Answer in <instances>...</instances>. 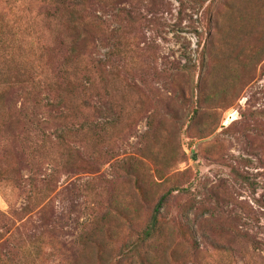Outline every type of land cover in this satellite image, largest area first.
<instances>
[{
	"label": "rangeland",
	"instance_id": "obj_1",
	"mask_svg": "<svg viewBox=\"0 0 264 264\" xmlns=\"http://www.w3.org/2000/svg\"><path fill=\"white\" fill-rule=\"evenodd\" d=\"M74 2L0 0L6 71L68 101L78 140L1 115L0 264H264V0Z\"/></svg>",
	"mask_w": 264,
	"mask_h": 264
},
{
	"label": "trees",
	"instance_id": "obj_2",
	"mask_svg": "<svg viewBox=\"0 0 264 264\" xmlns=\"http://www.w3.org/2000/svg\"><path fill=\"white\" fill-rule=\"evenodd\" d=\"M44 4H46L48 7L55 9L56 11H60V8H67L68 10H71L72 12H77L78 7L85 5L86 3L82 2H74V0H43ZM71 23L73 24V27L75 29H79L78 26L76 25H82L84 24V28L87 27L85 25V21H81V24L76 23V20L73 18L70 20ZM80 36L78 35H73L69 37V42L72 44L73 48H75V51H78V47L80 46ZM75 57L77 58L78 65H79V70L78 71H83L81 69V66H84V71H90L88 68V65L85 64L84 62V56L82 54L76 53ZM12 69V62L9 61H2L0 60V117L4 118L5 113H7L8 119L7 124L10 128L19 123H25L26 125L30 126L31 128L38 130L39 133H44L43 134V140L46 142V144L51 143L48 142L49 140L45 137V132H43V128L47 127L49 124L51 125H57L58 123H64L65 126L63 130L61 131L60 129H56L59 131L57 132V138H58V144L59 148L64 149L66 152L67 156H74L77 154V150H75L71 146V142H76V136L77 132H75L73 129L69 128L67 125V122L72 123V116L68 111H63L64 105H67L68 101L65 102V99H63L61 102H48V103H43L42 99L39 97V85L33 79H29L28 77L26 78L27 75V70L24 69L20 75H17L18 78L11 77L8 73L9 70ZM55 83H50L48 86H50L53 89ZM17 87H24L28 88L31 87L33 89V98L28 97L27 100L22 103V106H18V102H15L13 98V91ZM60 87V86H59ZM63 87V86H62ZM41 90L42 87L40 86ZM43 91V90H42ZM69 107V105H67ZM40 114H46V119L42 120L40 118ZM6 116V115H5ZM109 124H105L104 126H101V130H105ZM74 137V138H73ZM81 141V140H80ZM42 147V146H41ZM41 147H38L41 149ZM63 156V153L59 154L58 157H54L49 159L47 156H42L43 159H48L52 166L55 167V171L53 172L52 177L55 178L56 175L60 172V169H66V170H74L75 168L78 167L76 162H72L71 160H68L64 163V166L59 167V160L60 159H65L61 158ZM80 156V154H79ZM41 157H39L36 160L32 162V169L33 173L36 172L37 168L39 167V163L43 160ZM10 174L6 169H4L3 164L1 163L0 160V176L3 179H6L4 177L5 174ZM4 176V177H3ZM31 178V181L33 182L32 184L35 185L34 182V174H31L29 176ZM51 179L48 181V186L51 187L54 179ZM162 203L163 200L160 201V203L156 207V211L153 215L152 222L150 226L145 230V237L144 241L151 239L156 235V233L160 229V219H159V213L162 208Z\"/></svg>",
	"mask_w": 264,
	"mask_h": 264
}]
</instances>
